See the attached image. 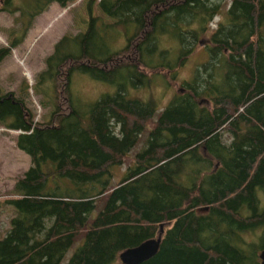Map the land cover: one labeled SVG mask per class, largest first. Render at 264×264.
Segmentation results:
<instances>
[{
  "label": "trees",
  "instance_id": "16d2710c",
  "mask_svg": "<svg viewBox=\"0 0 264 264\" xmlns=\"http://www.w3.org/2000/svg\"><path fill=\"white\" fill-rule=\"evenodd\" d=\"M72 1L0 0V11L19 13L0 62L36 16ZM93 2L82 29L55 43L37 76L34 89L52 106L47 119L35 121L24 99L0 86V126L21 131L15 146L30 157L7 200L15 215L0 239V264H61L82 233L65 264H114L161 225L158 252L142 264H260L264 0H231L214 28L223 0H98L96 11ZM197 45L206 60L179 81L146 146L109 188L113 168L157 106L131 89L150 86L156 75L178 81ZM75 75L113 90L80 109ZM102 197V210L84 230Z\"/></svg>",
  "mask_w": 264,
  "mask_h": 264
},
{
  "label": "rangeland",
  "instance_id": "374dc122",
  "mask_svg": "<svg viewBox=\"0 0 264 264\" xmlns=\"http://www.w3.org/2000/svg\"><path fill=\"white\" fill-rule=\"evenodd\" d=\"M97 1L95 0L92 3L95 11ZM230 2L231 0H223L220 13L210 23L211 28L216 27ZM87 4L88 0H74L66 7L52 3L46 11L35 17L24 40L18 46L12 48L10 54L0 62L1 89L4 92L12 91L16 96L23 98L26 105L31 109L35 121L47 119L52 110L50 100L34 89L37 76L45 69V58L53 52L55 43L63 35H74L82 29L84 21L89 18ZM95 11L94 13H96ZM18 15V12L10 14L7 11H0V47L9 45L8 32L9 29L18 27V24L15 23V17ZM120 41L123 42V40ZM200 41H205V38ZM203 46L197 45L195 52L183 63L177 75L178 81L170 80L169 77L159 78L156 75L150 80V86L131 89L132 96L144 99L153 98L157 106L154 115L140 133L135 145L125 155L122 164L113 168L109 188L114 187L124 177L126 169L134 163L135 155L146 146V139L153 123L169 100L180 91L179 81L189 79L195 67L206 60L208 52L204 50ZM71 90L73 101L77 102L76 104L80 109H83L86 104L95 101L100 94L111 92L113 89L112 86L85 75H75ZM2 128L4 127L0 126V239L10 227V218L15 215V209L7 203L12 195L14 181L30 166V157L25 152L13 147V142L10 136L7 135L9 133L2 131ZM5 133L7 134L5 135ZM10 133L17 135L19 132L14 130ZM15 149L25 156L16 154V152L14 154ZM104 203V197L97 200L94 210L89 214L88 223L84 230L90 227V221L102 210ZM82 234L67 250L61 264H65L83 243ZM247 236L249 240L250 236ZM121 263L118 259L114 264Z\"/></svg>",
  "mask_w": 264,
  "mask_h": 264
},
{
  "label": "water",
  "instance_id": "95a60500",
  "mask_svg": "<svg viewBox=\"0 0 264 264\" xmlns=\"http://www.w3.org/2000/svg\"><path fill=\"white\" fill-rule=\"evenodd\" d=\"M18 132L20 133L21 131ZM162 234L163 227L161 225L159 234L156 237L146 239L134 247L123 250L119 254V260L122 264H142L151 259L158 252ZM259 258L260 264H264V250L260 252Z\"/></svg>",
  "mask_w": 264,
  "mask_h": 264
},
{
  "label": "crops",
  "instance_id": "0c3cea01",
  "mask_svg": "<svg viewBox=\"0 0 264 264\" xmlns=\"http://www.w3.org/2000/svg\"><path fill=\"white\" fill-rule=\"evenodd\" d=\"M2 127V126H1ZM2 131H6V132H8L9 134H7V133H5V135L7 134V135H9L10 136V138H11V140H12V142H13V147H16L15 146V138H16V136L17 135H14V134H11L10 132H13L14 130H6V129H4V128H2ZM17 132V131H16ZM19 150V149H18ZM17 149H15V151H13L14 152V154H15V152H16V154H21V153H19V151H18ZM21 151V150H20ZM21 155H23V154H21ZM23 156H25V155H23ZM30 162V161H29ZM25 171H23V173H24ZM23 173L22 174H20V176H22L23 175ZM19 176V177H20ZM18 178V177H17ZM16 178V179H17ZM16 179H15V181H16ZM15 181H14V183H15Z\"/></svg>",
  "mask_w": 264,
  "mask_h": 264
}]
</instances>
